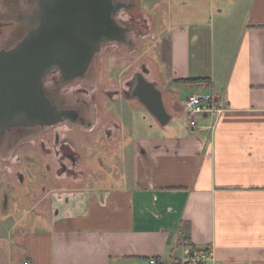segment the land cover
I'll list each match as a JSON object with an SVG mask.
<instances>
[{
    "label": "crops",
    "instance_id": "0c3cea01",
    "mask_svg": "<svg viewBox=\"0 0 264 264\" xmlns=\"http://www.w3.org/2000/svg\"><path fill=\"white\" fill-rule=\"evenodd\" d=\"M183 1L164 0L167 57L147 80L168 119L127 85L105 89L152 123L122 103L108 117L105 103L104 116L74 122L67 169L38 166L48 181L34 192L15 171L0 197V264H173L206 247L222 264H264V0ZM194 94L219 111L188 115ZM98 140L108 165L87 159Z\"/></svg>",
    "mask_w": 264,
    "mask_h": 264
},
{
    "label": "rangeland",
    "instance_id": "374dc122",
    "mask_svg": "<svg viewBox=\"0 0 264 264\" xmlns=\"http://www.w3.org/2000/svg\"><path fill=\"white\" fill-rule=\"evenodd\" d=\"M33 1L0 0V49H11L26 36L28 28L17 18L20 13L29 11ZM135 3L138 4V14L142 24L140 26L142 28L134 39L136 51L124 47L118 49L116 46H107L104 49L110 52L103 56L98 55L97 59H93L84 76L70 82H64L60 86V93L66 99L65 106L76 109L79 115L86 120L93 118L97 120L104 116L105 103L108 111H106V115L117 116L120 112L118 111L120 103H122L126 117L131 116L139 119L145 126L153 121L144 107L137 108L128 102L125 104L120 98L110 100L104 91L105 89L118 90L120 87L126 86V81L131 80L135 73H139L146 80H150L155 76L157 70L163 67L162 61L167 57V42L162 25L163 21H168L169 17L164 0H136ZM154 3L159 5L155 11L153 9ZM172 9L173 12H177L181 7L175 5ZM154 14L157 19L156 25L155 23L147 25L144 16ZM119 17L126 19L127 15L121 11ZM54 79L55 77L49 74L44 78L42 87L49 94H51ZM83 101L85 102L83 103ZM113 106H117L114 111L111 109ZM74 125L75 123L65 119L55 125L7 128L0 137V197L6 182H13V174L18 169L25 173L26 184L32 186V191H35V186L39 187L41 179L43 182L48 181L45 174L42 177L35 174V171L39 169L38 166L49 163L54 171H61L63 165L67 169L68 157L62 155L61 150H57L59 145H56L54 138L57 135L60 144L67 142L68 135L74 133L72 130ZM98 127L99 130L104 128L103 125ZM78 133L83 135L82 130H79ZM94 147L96 149L90 153L89 157L87 155V159L91 163L99 165L110 164L105 156L102 157L103 149L106 148L104 142L98 140ZM69 149H72L71 146ZM13 191L14 189L10 190L11 196H13ZM23 193H27V190L24 189ZM1 222L2 220H0V227H2Z\"/></svg>",
    "mask_w": 264,
    "mask_h": 264
},
{
    "label": "water",
    "instance_id": "95a60500",
    "mask_svg": "<svg viewBox=\"0 0 264 264\" xmlns=\"http://www.w3.org/2000/svg\"><path fill=\"white\" fill-rule=\"evenodd\" d=\"M99 3L109 6L111 0H45L50 18L40 28L29 31L13 48L0 49V137L10 127L47 126L61 120V114L44 95L43 80L56 67L62 69L65 77L78 76L86 70L94 48H87L83 55V44L71 39L70 27L77 21L76 17L71 23L73 7ZM74 34L81 35L78 31ZM139 77L141 81L133 89V96L164 123L168 117L160 92L154 83L141 74Z\"/></svg>",
    "mask_w": 264,
    "mask_h": 264
},
{
    "label": "flooded vegetation",
    "instance_id": "af4514ba",
    "mask_svg": "<svg viewBox=\"0 0 264 264\" xmlns=\"http://www.w3.org/2000/svg\"><path fill=\"white\" fill-rule=\"evenodd\" d=\"M135 1L136 0H111L109 6L99 3L73 7L75 8L73 9V12L75 13H73L74 15L72 14L73 20L71 23L74 22L76 17L77 21H75L76 27L74 25L70 27L69 35L72 37L71 39L76 40V43L83 44V55L86 50H88L87 48L90 49L91 47L94 48L91 61L97 59L98 55L103 56L105 53H109L110 51L104 49L107 46H116L118 49L124 47L125 49H130L134 52L136 51V48H134V39L140 31V28H142L140 27L142 24L138 14L139 7ZM44 3L45 0H34L28 12L20 13L18 15L17 19L28 28V32L40 28L42 24L50 18V14L45 8ZM121 11L127 15L126 19L119 17ZM143 23L145 24V22ZM72 27L74 28L72 29ZM77 31L80 32L81 35H76L78 33L74 34ZM89 65L81 75L74 77H65L60 67L53 68L48 73L55 77L52 81L51 94L45 91V89L43 90L44 95L50 104L61 114V120L57 123H60L65 119L73 123L77 121L83 122L84 118L79 115L76 109L65 106L66 99L60 93V86L64 82H70L84 76L89 69ZM143 69L146 71L144 67ZM140 81L139 73H135L131 80L126 81V84L132 91ZM111 96L112 95L110 94L109 98H111ZM84 102L85 101H83V103ZM54 141L56 145H59L57 150H61L62 155H71L70 152L72 149L68 150L70 147L68 143L60 144L57 135L55 136ZM63 145L69 147L66 148Z\"/></svg>",
    "mask_w": 264,
    "mask_h": 264
},
{
    "label": "built area",
    "instance_id": "2783aa9c",
    "mask_svg": "<svg viewBox=\"0 0 264 264\" xmlns=\"http://www.w3.org/2000/svg\"><path fill=\"white\" fill-rule=\"evenodd\" d=\"M184 108L186 113L190 116L214 113L217 110L213 98L209 94H194L189 96L184 102ZM190 127L193 129L196 125L194 120H190ZM28 264V262H23ZM147 264H165L155 257H150L147 260ZM173 264H222L214 256L213 249L206 248H186L181 259L177 263Z\"/></svg>",
    "mask_w": 264,
    "mask_h": 264
},
{
    "label": "trees",
    "instance_id": "16d2710c",
    "mask_svg": "<svg viewBox=\"0 0 264 264\" xmlns=\"http://www.w3.org/2000/svg\"><path fill=\"white\" fill-rule=\"evenodd\" d=\"M201 81V80H203V79H187V80H185L186 82H196V81Z\"/></svg>",
    "mask_w": 264,
    "mask_h": 264
}]
</instances>
